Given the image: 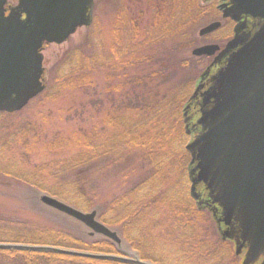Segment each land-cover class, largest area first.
<instances>
[{
    "label": "rangeland",
    "instance_id": "1",
    "mask_svg": "<svg viewBox=\"0 0 264 264\" xmlns=\"http://www.w3.org/2000/svg\"><path fill=\"white\" fill-rule=\"evenodd\" d=\"M182 3L183 0H94L91 26L80 28L68 42L62 45L49 44L45 46L43 67L46 91L31 101L22 111L17 112L18 115L12 113L13 116L9 118H0V124L6 122L10 130L19 129L22 124L27 122L36 124L37 130L29 135L30 141L36 144H34L35 148L31 153L33 166L75 154L77 150L74 147L66 148L62 147V144L55 146V149L62 150L52 151V144L55 145V142L60 140H71L74 136H79L81 131L90 132L94 128L101 127L104 120L106 122L112 119L110 115L114 116L112 120H117L116 116L119 118L122 112H120L121 107L135 103L136 95L154 100L156 107L161 108L169 105L174 98L182 100L179 99V96L182 98L185 95L183 91L187 85L186 81L197 82L192 88L194 92L200 76L213 63V58L195 57L192 54L193 50L207 44L224 46L233 35L234 23L223 19L221 13L213 14L209 19H204L203 23L190 28L186 36L183 34L184 32L179 33L173 37V40L159 41L161 36L157 31L156 40H158L152 42L155 43L154 49L147 51L148 48L142 53V58L146 59L145 62L152 57V63H144L141 67L120 68L122 72L111 79H108L103 73H93V83L89 86L80 90L66 91L54 101L46 99L51 97L59 87L54 83L55 78L68 73L71 65L73 66L77 60L76 58L86 55L99 56L100 59L111 56L110 48L117 44L115 31L118 25L121 26L122 31L124 29L126 32L128 29L131 32V28L137 24L141 31L147 35L154 30L153 23L162 24L159 22L162 17L165 20L168 17L169 20L176 17L170 25L174 27L181 20ZM17 4L18 0H8L10 6ZM213 4L220 5L221 0H213ZM215 21L221 22L222 27L212 34L201 37L199 31ZM130 38L133 37H127L122 42L124 48L129 46V42L131 43ZM143 40L140 39V41ZM114 49L116 50V48ZM111 72L113 71L111 70ZM193 92L190 94L192 95ZM182 106L181 116L184 122L183 127L186 130L185 107L183 104ZM176 109L179 108L173 107V111ZM187 136V144H189L194 136ZM23 153L21 150L16 153L18 154L17 160H22ZM163 177L170 179L163 183ZM151 178L154 180H150ZM63 180L54 181L50 183V186L60 181L65 184L81 180L86 199L91 198L92 202L95 201V205H93L94 208L90 207L89 209L62 202L84 213L96 211L98 215L101 210L113 206L116 209L114 216L117 218L122 215L119 207L125 194H131L132 190L150 180L151 197L156 201V204L147 211L148 223L138 228V232L134 231L130 238L137 243L141 239L149 241L152 239V244H149V247L152 249L153 257L162 259L166 264H191L190 261L180 260L177 246L171 242L170 238L166 237L165 233L171 230L168 217L172 207L169 201L166 204H161L169 196H173L176 200L178 196H181L185 180L183 166L174 169L167 162L152 166L145 160L141 150L126 149L119 154L100 158L68 175ZM185 184L183 194L187 193L191 196V182ZM43 196L53 197L50 194L30 190L23 184L0 177V219L7 218L23 222L27 226L51 227L78 237H90L93 240L101 238L100 235H92L91 230L78 221L46 206L41 201ZM204 218H206L207 225L201 224V228L206 229L209 235V237H205V240L217 242L221 238L217 223H214L215 220L212 219V214L209 211L204 210ZM111 230L116 232L122 240L121 246L118 247L121 254L119 257L135 259L138 254L132 250L129 242L120 232L121 229L115 227ZM146 231L151 233L149 237L142 235ZM232 243L235 251V243ZM238 258L239 263L242 264L244 254Z\"/></svg>",
    "mask_w": 264,
    "mask_h": 264
},
{
    "label": "water",
    "instance_id": "2",
    "mask_svg": "<svg viewBox=\"0 0 264 264\" xmlns=\"http://www.w3.org/2000/svg\"><path fill=\"white\" fill-rule=\"evenodd\" d=\"M0 0V112L22 111L45 90L43 49L62 45L93 22L94 0H19L9 8ZM212 1V0H207ZM223 19L236 23L234 38L221 50L195 48V57H213L185 109L186 146L191 155V197L208 208L224 239L246 249L243 264H264V0H222ZM259 21L254 31L247 20ZM222 26L203 27L204 37ZM41 201L119 247L118 234L98 221L97 212H81L55 198ZM49 251L98 260L149 264L137 258L95 255L53 247L0 244V250Z\"/></svg>",
    "mask_w": 264,
    "mask_h": 264
},
{
    "label": "trees",
    "instance_id": "3",
    "mask_svg": "<svg viewBox=\"0 0 264 264\" xmlns=\"http://www.w3.org/2000/svg\"><path fill=\"white\" fill-rule=\"evenodd\" d=\"M213 14H220V12L218 5H212V2L183 0L181 20L174 27L170 25L176 17L171 20L169 17L166 20L162 17L159 21L162 23L161 25L155 21L156 23L152 25L154 30L147 35L141 31L137 24L131 28V32L128 29L126 32L124 29L122 31L121 26L118 25L115 31L117 44L110 48L111 56L108 58L101 57V59L99 56L87 55L76 58L77 60L73 66L71 65L68 73L55 78L54 83L59 87L51 97L46 99L54 101L66 91L80 90L89 86L93 83V73L100 72L111 79L122 72L120 68L141 67L144 63H152L153 58L151 57L145 62L146 59L142 58V53L148 48L147 51L154 49L155 43L152 42L157 38V31L161 36L159 41L173 40V37L181 32H184L183 34L186 36L190 28L203 23L204 19H209ZM159 26L161 27L158 30ZM130 36L133 37L130 38L131 43L129 42V46L124 48L122 42ZM140 39L144 40L140 41ZM186 83V88L183 91L185 95L182 98L179 96V99L182 100L174 98L169 105L161 108L156 107L154 100L136 95L135 103L121 107L120 112H122L119 118L116 116L117 120H112L114 116L110 115L112 119L106 122L104 120L101 127L94 128L90 132L81 131L79 136L76 135L71 140H60L55 142V145L52 144V151L62 150L55 149L58 144H62V147L66 148L74 147L77 151L70 157L56 158L46 164L32 165L31 153H33L36 144L30 141L29 135L37 130L36 124L27 122L22 124L19 129L10 130L6 122L1 123L0 177L23 184L30 190L50 194L71 205L90 209V207L94 208L95 201L92 202L91 198L86 199L81 180L65 184L60 181L52 186L50 183L63 180L68 175L100 158L119 154L126 149L141 150L145 160L152 166H158L162 162L169 163L174 169L183 166L185 180L183 181L181 196H178L177 200L173 196H169L161 202V204H166L169 201L173 208H171L168 217L171 230L165 235L177 246L180 260L190 261L191 264H240L231 241L224 239L221 235L220 239L217 238V242L205 240V237L207 238L209 235L206 229L201 228V224L207 225L206 218H204V210L206 209H200L191 196L187 193L183 194L185 183L190 182L188 172L191 156L186 150L188 136L183 127L181 108H183L182 104L184 107L189 104L191 96L188 95H191L192 88L197 82L186 81ZM175 106L179 109L173 111ZM14 115H18V113ZM11 116L13 115L0 113V118ZM20 150L24 152L22 160H17L18 154L16 153ZM169 179V177H163L162 182L166 183ZM150 180L154 179L151 178ZM150 180L132 190L131 194H125V198L119 207L122 211L120 218L114 216L116 209L111 206L106 210H101L98 220L109 228H120V232L129 242L132 250L137 252L140 261L166 264L162 259L153 257L152 249L149 247V244H152V239L150 241L141 239L137 243L130 238L134 231L138 232V228L148 223L147 211L156 204V201L151 197ZM85 205L87 207H84ZM175 206L176 208H174ZM207 227L209 228V226ZM142 235L149 237L151 233L146 231ZM0 244L53 247L105 256L121 255L118 245L103 237L93 240L90 237H78L51 227L27 226L23 222H16L7 218L0 219ZM0 264L131 263L83 258L49 251L10 249L0 250Z\"/></svg>",
    "mask_w": 264,
    "mask_h": 264
},
{
    "label": "flooded vegetation",
    "instance_id": "4",
    "mask_svg": "<svg viewBox=\"0 0 264 264\" xmlns=\"http://www.w3.org/2000/svg\"><path fill=\"white\" fill-rule=\"evenodd\" d=\"M9 7V6H8ZM235 25V24H234ZM247 25H248V29L247 30H251V31H254L255 30V28L257 27V25H259V21H255V20H253L252 18H248V20H247ZM234 37V32H233V35H232V37L228 40V41H230L232 38ZM227 44V43H226ZM225 44V45H226ZM225 45L224 46H220L221 47V50L225 47ZM213 58V63H214V59H215V57H212ZM212 63V64H213Z\"/></svg>",
    "mask_w": 264,
    "mask_h": 264
}]
</instances>
